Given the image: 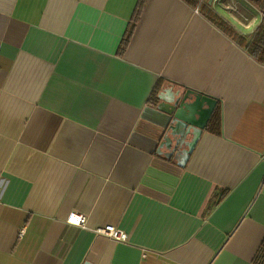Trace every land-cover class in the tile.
I'll return each instance as SVG.
<instances>
[{
  "label": "crops",
  "instance_id": "crops-1",
  "mask_svg": "<svg viewBox=\"0 0 264 264\" xmlns=\"http://www.w3.org/2000/svg\"><path fill=\"white\" fill-rule=\"evenodd\" d=\"M140 3L0 0V264H257L264 65L199 8ZM207 4L262 24L248 0ZM187 92L217 106L182 165L163 107Z\"/></svg>",
  "mask_w": 264,
  "mask_h": 264
},
{
  "label": "water",
  "instance_id": "water-1",
  "mask_svg": "<svg viewBox=\"0 0 264 264\" xmlns=\"http://www.w3.org/2000/svg\"><path fill=\"white\" fill-rule=\"evenodd\" d=\"M216 106L217 101L214 99L187 92L170 103L169 108L163 107L171 116L166 143L171 151L170 155L180 158L182 165L192 154Z\"/></svg>",
  "mask_w": 264,
  "mask_h": 264
},
{
  "label": "trees",
  "instance_id": "trees-1",
  "mask_svg": "<svg viewBox=\"0 0 264 264\" xmlns=\"http://www.w3.org/2000/svg\"><path fill=\"white\" fill-rule=\"evenodd\" d=\"M141 0L134 18H137L140 13ZM189 5L199 8L204 16L224 32L228 37L235 41L241 48H243L252 58L264 65V0H248L254 4L263 14V21L259 28L250 35H243L239 33L228 21L215 13L204 0H183ZM218 115L212 120V131L219 130L220 123ZM257 264H264V242L256 257Z\"/></svg>",
  "mask_w": 264,
  "mask_h": 264
},
{
  "label": "built area",
  "instance_id": "built-area-1",
  "mask_svg": "<svg viewBox=\"0 0 264 264\" xmlns=\"http://www.w3.org/2000/svg\"><path fill=\"white\" fill-rule=\"evenodd\" d=\"M206 2H212L213 4H222L225 2V0H204ZM67 222L69 224L78 226V227H85L86 226V218L83 215H77L72 214L69 216ZM26 232V229H22L20 232L19 237L22 238ZM98 234L104 235L114 241L118 242H127L128 241V235L126 232H124L121 229H118L117 227L113 225H109L103 228H99L96 230Z\"/></svg>",
  "mask_w": 264,
  "mask_h": 264
}]
</instances>
